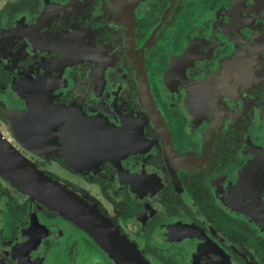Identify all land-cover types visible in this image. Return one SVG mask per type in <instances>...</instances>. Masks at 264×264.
Returning a JSON list of instances; mask_svg holds the SVG:
<instances>
[{"label": "flooded vegetation", "instance_id": "af4514ba", "mask_svg": "<svg viewBox=\"0 0 264 264\" xmlns=\"http://www.w3.org/2000/svg\"><path fill=\"white\" fill-rule=\"evenodd\" d=\"M1 165L0 264H117L36 174L147 264H264V0H0Z\"/></svg>", "mask_w": 264, "mask_h": 264}, {"label": "water", "instance_id": "95a60500", "mask_svg": "<svg viewBox=\"0 0 264 264\" xmlns=\"http://www.w3.org/2000/svg\"><path fill=\"white\" fill-rule=\"evenodd\" d=\"M8 171L11 170L2 167V165L0 166L1 174L7 175ZM36 177L34 179L39 180L37 181V189H40V194L45 196L51 203L49 205L89 232L117 264H147L137 249L131 246L119 232L114 230L96 209L87 204L78 203L75 200L73 205H59L55 194L63 196L64 199H70V195L66 191L61 190L58 185L45 180L43 175H41L43 179L38 178L37 174ZM20 187H24V184L20 185ZM29 187L32 186L29 185ZM27 192L32 191L27 190Z\"/></svg>", "mask_w": 264, "mask_h": 264}]
</instances>
